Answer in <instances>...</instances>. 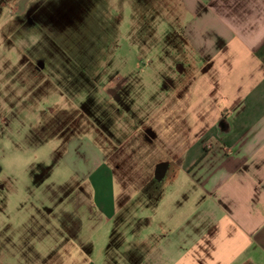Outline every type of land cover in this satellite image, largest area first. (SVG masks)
Masks as SVG:
<instances>
[{
	"label": "rangeland",
	"instance_id": "374dc122",
	"mask_svg": "<svg viewBox=\"0 0 264 264\" xmlns=\"http://www.w3.org/2000/svg\"><path fill=\"white\" fill-rule=\"evenodd\" d=\"M180 10L175 0H0V264H156L157 239L184 233L175 223L190 220L183 230L197 235L207 202L175 174L185 150L175 129L208 86ZM105 162L128 224L78 194L57 207Z\"/></svg>",
	"mask_w": 264,
	"mask_h": 264
},
{
	"label": "crops",
	"instance_id": "0c3cea01",
	"mask_svg": "<svg viewBox=\"0 0 264 264\" xmlns=\"http://www.w3.org/2000/svg\"><path fill=\"white\" fill-rule=\"evenodd\" d=\"M175 2L184 11L176 12L177 20L189 19L184 41L191 57L201 60V77L208 86L203 104L193 112L187 109L175 129L182 130L175 144L185 147L175 174L183 170L193 196L207 202V215L196 236L183 230L190 223L185 219L174 224L175 231H184L179 241L162 246L166 239L156 238L160 245L153 262L162 264L159 259L167 256L170 264H264V0ZM191 57L187 66L195 70ZM72 141L81 140L70 137L67 143ZM97 153L100 162L107 161ZM116 179L107 162L98 165L95 175L68 187L57 207L78 194L84 203L94 201L97 210L92 205V211L100 218L128 224V218L119 217L124 208L114 198ZM147 239L140 240L144 248L155 250ZM141 261L150 264L146 257Z\"/></svg>",
	"mask_w": 264,
	"mask_h": 264
},
{
	"label": "trees",
	"instance_id": "16d2710c",
	"mask_svg": "<svg viewBox=\"0 0 264 264\" xmlns=\"http://www.w3.org/2000/svg\"><path fill=\"white\" fill-rule=\"evenodd\" d=\"M221 126H222V127H224V126H225V122H224V121H223V122H221ZM120 208H121V207H120ZM120 208H119V209H120Z\"/></svg>",
	"mask_w": 264,
	"mask_h": 264
}]
</instances>
